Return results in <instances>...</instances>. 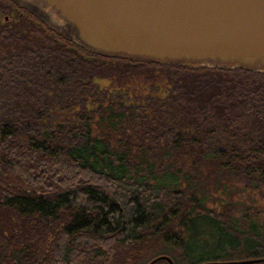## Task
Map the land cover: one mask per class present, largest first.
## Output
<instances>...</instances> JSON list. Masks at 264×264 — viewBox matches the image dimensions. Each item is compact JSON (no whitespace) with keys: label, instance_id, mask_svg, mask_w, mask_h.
I'll return each mask as SVG.
<instances>
[{"label":"trees","instance_id":"obj_1","mask_svg":"<svg viewBox=\"0 0 264 264\" xmlns=\"http://www.w3.org/2000/svg\"><path fill=\"white\" fill-rule=\"evenodd\" d=\"M0 84L28 124L0 118V264L264 257V72L105 56L0 0Z\"/></svg>","mask_w":264,"mask_h":264},{"label":"water","instance_id":"obj_2","mask_svg":"<svg viewBox=\"0 0 264 264\" xmlns=\"http://www.w3.org/2000/svg\"><path fill=\"white\" fill-rule=\"evenodd\" d=\"M11 1L57 34L105 56L264 72V0ZM158 259L173 264L168 255L148 264ZM259 261L264 257L237 263Z\"/></svg>","mask_w":264,"mask_h":264},{"label":"rangeland","instance_id":"obj_3","mask_svg":"<svg viewBox=\"0 0 264 264\" xmlns=\"http://www.w3.org/2000/svg\"><path fill=\"white\" fill-rule=\"evenodd\" d=\"M61 84L65 82V76L62 75L59 79ZM1 86V84H0ZM67 89H72V87L64 85ZM20 89V88H16ZM5 91H7L5 93ZM0 93V118L4 121H9L16 125H22L27 128L28 124L26 121V116L22 113V107H25L26 103L22 105V102L16 100L15 97V89L12 85H6L1 87ZM14 94V96L12 95Z\"/></svg>","mask_w":264,"mask_h":264},{"label":"flooded vegetation","instance_id":"obj_4","mask_svg":"<svg viewBox=\"0 0 264 264\" xmlns=\"http://www.w3.org/2000/svg\"><path fill=\"white\" fill-rule=\"evenodd\" d=\"M11 1V0H10ZM13 2V1H12ZM14 3V2H13ZM15 5H17L16 3H14ZM18 6V5H17ZM18 7H20V6H18ZM21 9H24V8H22V7H20ZM25 10V9H24Z\"/></svg>","mask_w":264,"mask_h":264}]
</instances>
